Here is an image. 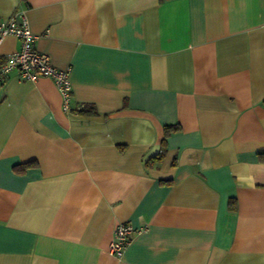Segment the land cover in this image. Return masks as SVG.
Instances as JSON below:
<instances>
[{
    "label": "crops",
    "instance_id": "crops-1",
    "mask_svg": "<svg viewBox=\"0 0 264 264\" xmlns=\"http://www.w3.org/2000/svg\"><path fill=\"white\" fill-rule=\"evenodd\" d=\"M13 15L71 110L49 76L0 82V264H264V0H0Z\"/></svg>",
    "mask_w": 264,
    "mask_h": 264
},
{
    "label": "built area",
    "instance_id": "built-area-1",
    "mask_svg": "<svg viewBox=\"0 0 264 264\" xmlns=\"http://www.w3.org/2000/svg\"><path fill=\"white\" fill-rule=\"evenodd\" d=\"M6 35H13L20 40L19 48L4 55L0 60V82H3L13 70H18L22 79L35 81L39 76L53 78L62 97V109L65 112L71 110V80L69 69L54 67L45 53L36 51L32 42L35 35L31 33L27 20L21 16L13 15L7 20L0 21V43ZM80 108V107H78ZM138 232L128 222L119 223L113 230L109 243V252L120 257L132 239V235Z\"/></svg>",
    "mask_w": 264,
    "mask_h": 264
},
{
    "label": "trees",
    "instance_id": "trees-1",
    "mask_svg": "<svg viewBox=\"0 0 264 264\" xmlns=\"http://www.w3.org/2000/svg\"><path fill=\"white\" fill-rule=\"evenodd\" d=\"M173 128H174V127H172V126H168V127H166V128H165V134H168ZM160 157H161V153H160L159 156H157V159H160ZM27 165H28V164H26L25 166H27Z\"/></svg>",
    "mask_w": 264,
    "mask_h": 264
}]
</instances>
